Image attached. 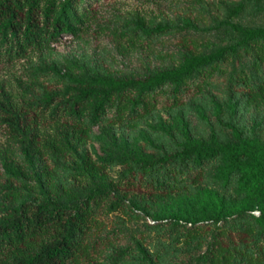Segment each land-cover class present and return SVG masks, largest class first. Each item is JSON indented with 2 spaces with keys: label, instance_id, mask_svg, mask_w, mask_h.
I'll return each mask as SVG.
<instances>
[{
  "label": "trees",
  "instance_id": "16d2710c",
  "mask_svg": "<svg viewBox=\"0 0 264 264\" xmlns=\"http://www.w3.org/2000/svg\"><path fill=\"white\" fill-rule=\"evenodd\" d=\"M242 6L216 25L184 26H226L236 33L233 42L202 52L199 46L212 45L183 37L179 44L189 52L176 65L119 76L55 56L53 44L64 36L102 28L99 0H0V264H264V145L255 142L262 123L245 118L264 106V26L240 25ZM148 23L136 15L103 30L134 45L142 34L176 29L169 21ZM217 82L228 95L229 114L216 115L224 133L213 127L208 139L196 137L183 118L179 131L160 128L157 147L129 145L111 157L86 149L96 127L134 131L161 109L178 115ZM221 155L225 191L245 188L252 205L240 201L234 209L204 185L207 162ZM115 165L121 169L111 178ZM195 191L191 206L179 201ZM127 206L132 216L173 208L176 237L167 252L146 248L133 234L136 246L99 236L105 218ZM255 207L258 216L248 212ZM183 249L192 254L179 262Z\"/></svg>",
  "mask_w": 264,
  "mask_h": 264
},
{
  "label": "rangeland",
  "instance_id": "374dc122",
  "mask_svg": "<svg viewBox=\"0 0 264 264\" xmlns=\"http://www.w3.org/2000/svg\"><path fill=\"white\" fill-rule=\"evenodd\" d=\"M239 2L243 5L237 17L240 25L264 26V0H99L102 9L100 20L102 28L94 25L81 38L64 36L60 42L53 44L55 56L80 59L119 76L143 74L149 67L155 69L176 65L182 52H189L187 47L179 44L183 37L207 41L212 45L211 47L199 46V51L202 52H210L220 45L233 42L236 33L226 26L210 32H203L200 29L216 25L218 21L227 20L228 13ZM136 15L146 19L149 22L148 26H153L157 22L169 21L176 26V29L157 38L142 34L143 41L134 45L126 39H120L109 31L103 30L105 25L121 26L125 19H131ZM188 21L200 29L184 28ZM34 64L38 65L39 60L35 59ZM221 85L222 83L217 82L207 96L203 99H194L178 115L172 116L166 109H161L145 118L134 131L118 127L114 129L109 126L96 127L94 129L96 138L86 146V149L95 157H111L119 154L129 145L148 143L151 148L157 147L162 137L159 133L160 128L166 124L179 131L183 126V118L190 122L192 132L196 137L208 139L213 127L217 131L222 132L223 130L224 133V129L218 126L216 115L227 116L230 110L227 105L228 95L222 91ZM245 118L252 121V125L256 121L262 123L256 131L255 142L264 145V106L260 109H250ZM224 163V155L207 162L209 174L204 185L211 191L212 189L218 190L221 193L220 197H226L231 204L235 203L234 209L240 201L244 202V207L252 205V201L245 195L248 193L245 188H243L245 193L235 188L225 191ZM120 169V165L109 168V177H117ZM197 195L198 192L195 191L192 197H180L179 201H187L191 203L189 204L191 206ZM172 207H176L175 203ZM1 209L0 216L2 215ZM178 209L185 211L182 206ZM172 210L173 208L162 209L154 211L153 214L135 210L138 216L134 214L132 216L127 206L123 211L112 213L105 218V228L99 236L108 234L110 237H117L115 240L117 244L128 245L135 243L130 238L133 234L146 248L152 251L159 249L167 252V243L176 237L175 231L170 227L172 219L168 217V213ZM254 210H259V208L255 207L248 212L258 216ZM237 215L238 213L229 215L226 220L228 224L233 223ZM204 222H211V219L204 220ZM112 229L116 232H110ZM97 237L98 235L94 234V239ZM191 254L192 251L184 250L183 253L177 255V259L179 262L181 259L183 261ZM170 257H175L173 252Z\"/></svg>",
  "mask_w": 264,
  "mask_h": 264
}]
</instances>
